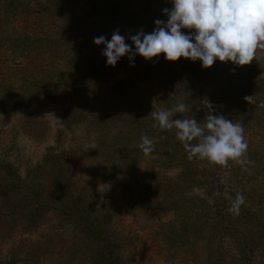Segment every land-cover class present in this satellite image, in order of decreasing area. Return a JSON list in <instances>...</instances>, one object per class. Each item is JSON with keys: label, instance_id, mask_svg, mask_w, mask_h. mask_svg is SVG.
I'll return each instance as SVG.
<instances>
[{"label": "trees", "instance_id": "obj_1", "mask_svg": "<svg viewBox=\"0 0 264 264\" xmlns=\"http://www.w3.org/2000/svg\"><path fill=\"white\" fill-rule=\"evenodd\" d=\"M165 8L171 0H0V120L22 113L17 129L37 143L49 140L48 112L59 122L36 161L0 148V264H154L168 249L183 264H224L211 167L150 114L184 103L173 119L203 126L208 102L264 139V64L258 48L244 66L163 53L107 65L95 37L119 29L134 51L130 37L166 22Z\"/></svg>", "mask_w": 264, "mask_h": 264}, {"label": "clouds", "instance_id": "obj_2", "mask_svg": "<svg viewBox=\"0 0 264 264\" xmlns=\"http://www.w3.org/2000/svg\"><path fill=\"white\" fill-rule=\"evenodd\" d=\"M172 8L163 9L168 19H157L151 33L143 31L130 37L135 45L125 43L126 37L119 29L110 40L101 35L94 44L105 45L102 55L107 65L115 66L121 57L129 60L138 54L146 60L164 54L167 61L175 62L181 57L201 61L203 68L213 66L216 60L233 62L237 66L249 65L258 48L264 49V0H171ZM182 29L194 30L185 34ZM248 104H254V96H245ZM206 115L203 126L194 118L173 119L177 113L184 114L188 107L184 103L172 105L168 110L151 112L153 127L160 131L175 129L176 138L188 151L189 158L226 166L229 160L240 161L246 154L247 143L243 138L241 123H233L224 115ZM196 140L197 143H192ZM138 145L145 153L154 150L155 141L147 135L141 136ZM96 148L95 145L86 146ZM243 196L237 194L229 211H239Z\"/></svg>", "mask_w": 264, "mask_h": 264}, {"label": "rangeland", "instance_id": "obj_3", "mask_svg": "<svg viewBox=\"0 0 264 264\" xmlns=\"http://www.w3.org/2000/svg\"><path fill=\"white\" fill-rule=\"evenodd\" d=\"M259 58L264 64V49L260 52L259 48ZM20 115L22 117V113L18 112L4 117L6 121L0 120V148L21 153L25 158L36 161L42 157L46 146L54 143L58 117L53 111L48 112L53 124L49 140L47 143H37L18 131L16 118ZM242 135L248 147L246 154L239 158L241 162L232 160L226 166H221L203 160L205 166L211 167L214 185V191L208 193V202L212 212L216 213L215 228L219 234L220 256L224 264H261L260 252L264 257V250H260V244L264 248V139L246 128H243ZM200 192L205 193L203 190ZM237 194L244 198L238 213L229 211ZM38 235L35 233L33 236ZM243 235L252 242L250 245L259 256L255 257L250 248L243 247ZM168 252L169 249L163 253V257L155 255L154 264H183L179 259L167 258Z\"/></svg>", "mask_w": 264, "mask_h": 264}, {"label": "flooded vegetation", "instance_id": "obj_4", "mask_svg": "<svg viewBox=\"0 0 264 264\" xmlns=\"http://www.w3.org/2000/svg\"><path fill=\"white\" fill-rule=\"evenodd\" d=\"M243 236H244V235H243ZM243 239H244V241L242 242L243 247L248 248V249L250 248V249H251V253H252L255 257L259 256V254H257V253L255 252V249L252 248V246L250 245V243H252V242L249 241V239H247L246 236H244ZM261 249L264 250V248H263V247L261 246V244H260V250H261ZM260 258H262V259L260 260V263H261V264H264V257H263V255L261 254V252H260Z\"/></svg>", "mask_w": 264, "mask_h": 264}]
</instances>
